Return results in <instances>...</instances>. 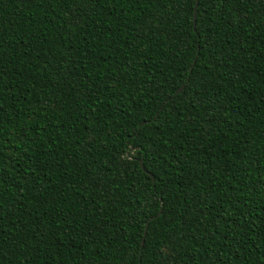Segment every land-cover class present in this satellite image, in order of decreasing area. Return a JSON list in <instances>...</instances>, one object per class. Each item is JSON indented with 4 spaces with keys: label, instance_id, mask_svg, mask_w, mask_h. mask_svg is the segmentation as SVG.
<instances>
[{
    "label": "trees",
    "instance_id": "1",
    "mask_svg": "<svg viewBox=\"0 0 264 264\" xmlns=\"http://www.w3.org/2000/svg\"><path fill=\"white\" fill-rule=\"evenodd\" d=\"M0 264H264V0H0Z\"/></svg>",
    "mask_w": 264,
    "mask_h": 264
},
{
    "label": "water",
    "instance_id": "2",
    "mask_svg": "<svg viewBox=\"0 0 264 264\" xmlns=\"http://www.w3.org/2000/svg\"><path fill=\"white\" fill-rule=\"evenodd\" d=\"M197 6H198V3L196 4V7H195V18H194L195 23H196V15H197V9H196ZM183 87H184V84H182V85L178 88V90L176 91V93H180V92L182 91ZM145 122H146V121H144L143 123H145ZM148 224H149V221H148V223H147V226H146V229H145V232H144V237H143V240H142V246H143L144 241H145V235H146V233H147Z\"/></svg>",
    "mask_w": 264,
    "mask_h": 264
}]
</instances>
